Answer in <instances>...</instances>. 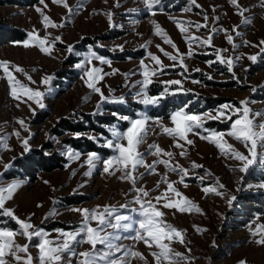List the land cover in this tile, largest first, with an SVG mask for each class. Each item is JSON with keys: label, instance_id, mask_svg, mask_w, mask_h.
I'll list each match as a JSON object with an SVG mask.
<instances>
[{"label": "rangeland", "instance_id": "obj_1", "mask_svg": "<svg viewBox=\"0 0 264 264\" xmlns=\"http://www.w3.org/2000/svg\"><path fill=\"white\" fill-rule=\"evenodd\" d=\"M45 4L47 7L35 0L31 5H0V27L19 29L26 34L23 40L0 44V62L9 64L21 85L45 92L44 108L27 100L19 87L17 92L21 98H14L13 85L0 68V187L19 184L13 196L6 200L5 207L12 209L19 219L43 229L48 239L59 242L61 231H76L81 225L83 214L78 209L92 210L99 206L102 211L105 206H111L120 214L139 220V213L132 209L140 207L135 203L136 189H144L148 195L140 194L142 200L151 201L163 213V221L181 231L183 242L175 237L165 239L163 242L171 250L170 258L158 261L153 253L161 250L154 242L146 244L143 239L135 238L134 230L122 232L123 238L117 243L129 253L125 258L127 264H264V244L258 242L264 238L261 227L264 226V188L259 187L264 184V170L252 166L247 172L241 171L244 162L231 153L225 154L212 136V133L223 134L219 143L231 145L235 151L251 158L250 144L246 146L229 134L232 123L243 113L234 114L232 109H226L225 114L231 115V120L224 116L220 119L205 116H216L225 104L242 109L240 102L249 101L246 106L251 110L249 119L254 120L255 130L259 131L258 126L264 124V115H255L264 113V53H260V48L264 47L260 43L264 41V0H237V5L231 0H196L195 5L191 0H160L148 11H144L145 0H45ZM69 9L73 10L71 16ZM45 16L51 21L47 27L43 22ZM246 20L250 23H245ZM179 21L185 23L178 24ZM205 23L207 28L196 27ZM161 32L163 34H158ZM29 33L46 38L45 47L49 51H42ZM210 33V46L189 42L192 37L208 39ZM229 34L233 36L232 43L226 39ZM168 39L172 44L166 43ZM25 40H29L27 47L22 43ZM69 46H72L71 52ZM216 50H227L219 52L225 58L239 57L232 72L217 60ZM93 52L108 63L95 57L88 62ZM164 52L177 59L165 56ZM148 53L160 59L162 69ZM250 55H257V61L249 60ZM81 62L84 67L77 68V63ZM17 66L23 72L16 71ZM91 68L101 69L103 78L97 81V86L104 96L110 100L124 97V103H101L100 94L87 87L85 72ZM145 70L157 72L149 77L152 80L147 90L149 96L159 97L166 87L168 89L156 106L146 107L138 102L143 97L136 95L141 87L137 82L143 80ZM46 76L52 77L47 85L42 83ZM167 81H180V84L167 85ZM113 107L125 108L133 115H120L112 111ZM177 111L204 119L202 129L197 128L187 135V139L193 141L190 145L165 132L166 128L175 127L171 116ZM83 113H112L125 121L126 126H108L109 136L106 137L91 131L66 132L61 137L51 133L59 119L81 120ZM145 116L147 134L137 151L145 154L144 165L168 161L169 166L158 162L154 172H149L144 165L138 166L132 173L135 183L123 170L104 173L103 160L118 155L106 146V141L113 139L112 130L123 133L132 120ZM21 120L23 126L19 123ZM77 134L107 149L106 155L95 152L100 159L94 169L86 163L92 152H80L62 142ZM25 139L28 151L52 143L53 150L66 157L65 167L38 173L33 181L21 176L6 179L13 161L28 152L23 145ZM120 142L127 143L126 139ZM177 143L183 147H177ZM150 145L154 147L150 149ZM157 148L163 151L157 153ZM69 150L78 153V158L70 159ZM181 151L185 154L181 155ZM256 151L264 153V147H257ZM5 165L10 167L6 170ZM176 166L186 170V176L179 170L172 171ZM169 183L180 193L179 197L168 190ZM205 187L217 191L205 192ZM233 196L236 200L229 206L228 200ZM157 197L161 198L159 202ZM185 198L188 203L184 212L163 207L178 199L183 204ZM90 224L95 228L98 222ZM134 227L138 228V224ZM0 228L16 233L14 244L29 245L27 253H17L22 257L19 264H24L28 255L32 257V264H40L39 238L29 241L18 224L2 211ZM112 231L108 228L100 235ZM81 239L85 242L73 244V251H92L86 236ZM96 249L104 250L100 244ZM176 253L187 259L176 258ZM116 258L120 259L121 254L116 253ZM4 259L5 264H18L11 254ZM82 259L70 253L62 255L63 264H79Z\"/></svg>", "mask_w": 264, "mask_h": 264}, {"label": "snow or ice", "instance_id": "obj_2", "mask_svg": "<svg viewBox=\"0 0 264 264\" xmlns=\"http://www.w3.org/2000/svg\"><path fill=\"white\" fill-rule=\"evenodd\" d=\"M160 0H145V3L147 5L146 9L144 11H148L149 9H152L153 5L159 4ZM192 4H196V0H191ZM231 2L234 5H237V0H231ZM40 3L43 4L45 7L47 5L45 4V0H40ZM119 6V5H117ZM38 11H42L41 9H38ZM134 12L138 13L141 10H133ZM73 13L72 9H69V15L71 16ZM109 19L111 20V15H109ZM218 19V18H217ZM205 21H207V16L205 15ZM44 24L47 27L51 21L50 19L45 16L44 17ZM184 21H179L178 24H183ZM191 23V22H188ZM245 23H250V20H246ZM196 27L199 28H207V23L200 25L197 24ZM234 31L236 28L234 27ZM215 31V30H213ZM226 31V30H225ZM158 34H163L158 33ZM29 37H31L33 40H37L41 50L44 52H48L49 48L45 47L46 38L41 39L38 36H35L33 33H29ZM211 39L212 34L210 33L209 38L205 40H200L198 37H192L189 41L190 43H197L199 45H211ZM226 39L229 43L233 42V36L227 35ZM57 41L60 40V37L56 38ZM25 47L29 46V40H25L22 42ZM166 43L172 44V41L170 39L166 40ZM246 44L248 42H245ZM261 45H264V41L260 42ZM173 47L175 45L173 44ZM236 45L233 44V48H235ZM72 51V46H69V52ZM163 51V49H161ZM217 51V60L221 64H226L229 72H232V69L234 67V64L238 62L239 57L236 58H225L221 55H219L220 51H227V50H216ZM260 53H264V47L260 48ZM193 53L190 51L188 53L189 56H191ZM148 55L151 57L153 61L157 65H160L161 69L163 68V65L160 61V59L151 54L148 53ZM165 56H170L169 53L164 52ZM95 57L96 59L101 60L102 63H108L107 60H104V58L96 56L95 53H91V56L89 57L88 62H90V58ZM171 59L175 60L177 59L176 56H170ZM181 61H182V57ZM249 60L252 62H256L258 59L257 55H250L248 57ZM212 63V62H209ZM77 68H83L84 63H77ZM142 67H144L142 62ZM0 68L3 69L4 74L6 75V79L8 82L13 85L11 88V95L14 98L20 99L17 92V87H19L22 92L23 96L27 97V100L35 101L40 108H44L45 105L42 102V98L45 95V92L39 91V90H33L30 87L21 85L19 81H17L12 73L10 71V66L7 62H0ZM16 71L23 72L22 68H19L18 66L15 69ZM101 69L99 68H91L88 69L85 72V75L87 77V87L91 89L93 92L100 94L101 96V103L106 102H119L124 103L125 98L119 97V98H112L111 100L108 97H105L102 89L97 86V81L102 79L103 77L100 75ZM157 72L153 70L151 73L147 70L143 72V80L139 81L141 85L140 91L136 94L138 97L142 96L143 98L140 99L138 102L142 103L143 105L147 106H156L159 103V99L163 96H165L168 93L167 87L165 88L164 92L160 94L159 97L157 96H149L147 94V90L149 85L152 83V80L149 78L150 75H156ZM233 76H235L234 73H232ZM25 75H27L25 73ZM29 80H31V77H28ZM52 77L46 76L42 83L44 84H50ZM167 85H173V84H180V81H167L165 82ZM48 93L52 91V89L49 87L47 89ZM27 100L24 102L27 103ZM241 105L243 106L241 108H233L232 105L225 104L222 106V109L218 112L216 116H211L209 114H205L206 118L208 119H220L222 116H224L226 119L231 120V115L225 114L226 109H232L234 114L243 113L241 118H237L231 125V132L230 135L234 136L237 140L242 141L246 146L250 144V153L251 158L248 156H245L243 153H240L238 151H235L232 149L231 145H225L224 143H219L222 141L223 134L221 133H212L213 139L215 142H218L219 147L222 151L225 152V154L231 153V155H234L236 159L243 161V167L241 168V171L247 172L250 167L256 166L264 170V153H258L256 151L257 147H264V124H260L259 131H256V125L253 119H249V115L251 113V110L246 106L249 101H241ZM255 115L261 116L264 115V113H256ZM124 119H128L127 117H124ZM172 121L175 124L174 128H166L165 132L169 136H175L178 137L179 140L186 141L187 144H192L193 141L190 139H187V135L189 133L195 132L197 128H203L204 126V119L198 115H188L184 114L181 111H177L171 116ZM147 120L148 118L141 117L138 119H134L131 121L130 126L127 128V130L123 133L119 132L116 129L112 130V136L113 139H109L106 141V146L108 148L114 149L118 155H114L113 157L103 160V172L106 174H112V172L117 170H123L125 172V175L132 180L133 183H135V177L132 175V173L136 170L138 166L144 165L143 156L144 153H140L137 151L138 145L143 142L144 136L147 134ZM19 123L23 126L24 121L21 120ZM17 136H19V133H16ZM77 134V138H78ZM207 138V137H202ZM95 139V137H93ZM127 141L126 145L124 143H121V140ZM23 145L25 148V151H28V140H23ZM177 147H183L181 144L177 143ZM150 149L154 146H149ZM157 153L163 151L159 148L156 149ZM185 153L181 151V155H184ZM169 157H171V153H168ZM69 158L76 157L78 158V153H73L71 150L68 151ZM100 157L97 153L92 152L88 155L86 163L89 165L90 169H94L96 167V161L99 160ZM158 162H162L165 164V166H169L168 161H153L151 165H144L149 172L155 171V165ZM123 166L121 169L120 166ZM10 167V165H5V169L7 170ZM179 170L182 173H185L186 176V170L179 168V166L172 167V171ZM88 174V173H86ZM2 178V176H0ZM202 179V178H201ZM19 187L18 183H10L6 187H0V210H2V214L6 215L10 218H12L19 226V228L22 230V234L31 241L33 238H39L40 243L37 245L39 249V261L40 264H63L62 262V255L64 253H70L72 256H80L83 259L80 260L79 264H127V260L125 259L129 253L122 249L118 245V241L122 239V232H126L129 230L136 231V237L137 239H143L146 244H149V242H154L155 245L161 250L158 253H153L154 257L159 259H169L171 250L168 247V244L164 243L163 241L165 239L171 240L174 237L180 238L181 242H183L181 231L176 229L174 226L169 225L163 221V213L159 211L155 205L151 203V201H144L141 198L142 196H147L148 193L144 191V189H136V192L138 195L135 198V203L139 204L140 207L138 209H132V211L138 212L140 215L139 220H135L133 217L129 215L120 214L119 210L115 207L111 206H105L103 210H100V207L97 206L96 209H82L77 210L81 211L83 214L82 223L79 226L78 230L76 231H61L60 236L62 237V240L53 241L47 238L48 233H46L43 229L35 228L31 223L25 222V220L19 219L14 215V212L12 209H8L5 207L6 200L10 199L15 190ZM259 187L264 188V184L259 185ZM168 190H171L172 192L176 193L177 197L180 196V193L177 191L176 188L173 187L172 183L168 184ZM167 191V190H166ZM205 192H216V188H204ZM219 194V193H217ZM166 198V197H165ZM157 202L161 199L160 197H157ZM236 200V197L233 196L231 199L228 200L229 206H232L233 202ZM187 200L185 198L183 204L178 199L174 203H165L163 207L165 208H175L179 210L180 212L186 211L187 207ZM121 207H127V206H121ZM91 221H97V227L93 228L90 224ZM138 224V228H135L134 226ZM264 228V226H261ZM111 228L113 229L112 232H107L104 235H100L101 232H104L105 229ZM31 229V231H30ZM143 233V235H141ZM16 233L12 230H8L5 228H0V264H5V256L8 254H11L15 260L18 262L21 261L22 257L17 255L18 252L27 253V249L29 245H17L13 242V237ZM86 236V242L92 245V251H86L82 253H76L73 251V244H78L81 242H85L81 239V237ZM259 243L264 244V238H261ZM100 244L103 246V252H98L96 249V245ZM54 245V246H53ZM6 249L8 250L6 252ZM116 253L121 254V258H116ZM131 255H140L138 253H130ZM175 257L178 259H187V257H183L181 254L176 253ZM24 264H32V257L30 255L27 256V259L24 260ZM243 264V262H242Z\"/></svg>", "mask_w": 264, "mask_h": 264}, {"label": "trees", "instance_id": "obj_3", "mask_svg": "<svg viewBox=\"0 0 264 264\" xmlns=\"http://www.w3.org/2000/svg\"><path fill=\"white\" fill-rule=\"evenodd\" d=\"M35 0H0V5H31ZM26 37L25 32L19 29H10L0 27V44L11 41H20ZM115 109V110H114ZM123 116H132L133 112L125 108H114ZM81 120H72L63 117L57 121L52 127L51 133L57 137L63 136L66 132L82 133L91 131L102 136H109L108 126L118 124L121 128L126 126V122H122L118 117L112 113L103 115L82 114ZM71 148L80 152H97L103 155L107 154V149L98 146L93 140L85 137H66L62 140ZM67 163L66 157L55 150H53L52 143H46L40 148H33L24 154L22 157L16 158L13 161V168L5 174L6 179L16 176L26 177L33 181L38 173L51 172L53 170H61ZM2 210H0L1 213Z\"/></svg>", "mask_w": 264, "mask_h": 264}]
</instances>
